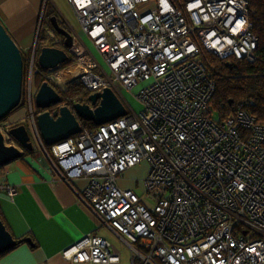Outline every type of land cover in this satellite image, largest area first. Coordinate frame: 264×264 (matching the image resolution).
<instances>
[{"label":"built area","instance_id":"obj_1","mask_svg":"<svg viewBox=\"0 0 264 264\" xmlns=\"http://www.w3.org/2000/svg\"><path fill=\"white\" fill-rule=\"evenodd\" d=\"M151 1L69 0L84 33L72 48L83 83L101 85L97 51L112 84L141 86L143 111L56 144V168L66 180L89 179L82 200L128 239L132 264H264V126L244 111L223 123L209 115L216 82L201 62L204 50L256 60L248 0H155L154 11L140 14ZM144 160L151 208L118 186ZM63 255L122 264L118 247L97 235Z\"/></svg>","mask_w":264,"mask_h":264},{"label":"crops","instance_id":"obj_2","mask_svg":"<svg viewBox=\"0 0 264 264\" xmlns=\"http://www.w3.org/2000/svg\"><path fill=\"white\" fill-rule=\"evenodd\" d=\"M44 1L0 0V20L21 52L37 41ZM27 112L26 107L15 111L0 129L24 121ZM0 179L17 190L14 197L0 191L1 218L18 244L23 242L0 256V264H76L63 253L89 235L107 238L99 235L106 226L82 200L89 179L64 180L39 143L33 153L0 166Z\"/></svg>","mask_w":264,"mask_h":264},{"label":"water","instance_id":"obj_3","mask_svg":"<svg viewBox=\"0 0 264 264\" xmlns=\"http://www.w3.org/2000/svg\"><path fill=\"white\" fill-rule=\"evenodd\" d=\"M51 22L54 30L65 37L64 46L70 49L74 34L62 28L57 17H52ZM38 61L42 69L54 70L69 61V54L65 49L44 47ZM23 86L24 59L21 49L0 20V121L21 105ZM89 101L95 106L94 109L90 105L77 104L73 109L63 106L53 113L46 111L37 116V125L47 146L78 135L83 130L80 119L101 126L129 113L127 105L113 88L91 95ZM62 102V96L48 82L42 84L36 95V106L41 110H48ZM8 133L22 149H34L26 126L14 127L9 129ZM19 146L7 145L5 134L0 131V166L23 158L24 152ZM28 242L33 244L31 239H28ZM17 245L18 241L8 231L0 216V254L12 250Z\"/></svg>","mask_w":264,"mask_h":264},{"label":"trees","instance_id":"obj_4","mask_svg":"<svg viewBox=\"0 0 264 264\" xmlns=\"http://www.w3.org/2000/svg\"><path fill=\"white\" fill-rule=\"evenodd\" d=\"M180 1L182 0H175L176 3H179ZM248 12L249 21L253 25L254 33L259 37V44L256 50V60H237L235 58L223 60L218 55L211 53L208 50H204L201 56V62L205 65L209 77L216 82V92L209 105V115L214 117V113H218V119L215 120L223 123L230 118H236L240 111H244L256 119L257 125L264 126V0H248ZM47 16H49L48 29L53 30L50 22V19L53 16ZM46 22L44 16L42 26ZM42 30L43 28L41 29L38 39L37 57L39 56L42 47L55 46L42 43ZM41 45L44 46L41 47ZM72 62V59L69 60V62L61 65L55 71L68 67ZM41 71L47 74L46 70L41 69ZM25 76L26 71L24 60V77ZM35 81V85L38 88L44 82L48 81L50 85H52L63 96L64 100H80V98H86L89 95V92L79 79L74 80L64 87H59L54 81L48 78H41L39 75H35ZM24 105L25 103L22 99V103L17 110L23 108ZM84 125L89 130L96 128V125L92 122H84ZM240 131L246 136L251 132L245 128H241ZM22 243L23 242H19L18 245ZM3 255L4 254H0V256Z\"/></svg>","mask_w":264,"mask_h":264},{"label":"rangeland","instance_id":"obj_5","mask_svg":"<svg viewBox=\"0 0 264 264\" xmlns=\"http://www.w3.org/2000/svg\"><path fill=\"white\" fill-rule=\"evenodd\" d=\"M46 1H48L47 4L45 5V18L47 22L43 26H41V29L43 28L42 43H45L46 45H51V41L47 35V30L49 28V24H48L49 16L47 15H52L53 17H57L58 21H60L61 24L66 25L68 30L71 33H73L75 36H79L81 38L84 37V33L81 30L80 23L74 13V9L72 5L70 4L69 0H46ZM155 9H156L155 0L151 1L150 3L141 5L137 8L140 14L151 12V11H154ZM42 46L44 45H41V47ZM34 49H35V46L32 48L31 51L22 50V56L25 60V71H26V76L24 77L25 78L24 96H23L24 101H26V97H27L28 86L26 84V81H27V76L30 74V61L32 59ZM95 56L99 61L102 62V55L100 53H95ZM41 69L42 68L40 67L39 61L37 59V63L35 64V68L33 71L36 75H39L41 78L43 77L46 79L47 74L43 73ZM60 71L55 72L50 76L51 77L53 76L56 78V75ZM96 72L103 75L101 68L96 69ZM140 87L141 86L135 88L133 91H127V90H124L121 86H119L120 91L123 92L125 99L133 107V109L138 113L143 111V105L136 98V94L139 92ZM28 113L29 111L26 114L27 116H28ZM217 117H218V113L215 112L214 118L218 119ZM23 123L29 126L28 117L23 121ZM48 148L50 147L48 146ZM149 171H150V163L144 160L140 164H137L136 166L128 169L124 173V176H123L124 178L120 177L118 179V186L122 190L133 191L137 196L141 198V201L144 204H146L149 208H151L155 205V202L147 194L146 180L148 178ZM99 235L107 237L115 246L118 247V249L121 251V254H122V264H132L133 251L130 245L127 243L128 239L126 237H123L124 240L119 239L113 233V231L107 227H103V229L99 232Z\"/></svg>","mask_w":264,"mask_h":264},{"label":"flooded vegetation","instance_id":"obj_6","mask_svg":"<svg viewBox=\"0 0 264 264\" xmlns=\"http://www.w3.org/2000/svg\"><path fill=\"white\" fill-rule=\"evenodd\" d=\"M44 16H45V8H43V11H42V14H41V19H40V24H42L43 23V20H44ZM51 19H52V17H51ZM51 19H50V22H51ZM51 24H52V22H51ZM59 24H60V26L62 27V28H65V29H67L68 30V28L66 27V25H63V24H61L60 23V21H59ZM53 27V26H52ZM69 31V30H68ZM41 33V26L39 27V30H38V36H40V33ZM47 35H48V37H49V39H50V41H51V44L52 45H55V46H44V47H56V48H60V49H65L67 52H68V54H69V60H73V62H72V64L71 65H69L68 67H66V68H69V67H71V66H75L76 68H77V70H80L81 71V73L79 74V75H77V76H75L72 80H70V81H68V82H62L60 79H59V73L62 71V70H64V69H66V68H64V69H61V71L56 75V78L55 77H51L50 75H52L53 73H55V72H58V71H55L56 69H54V70H46L47 71V77L46 78H48V79H50V80H52V81H54L59 87H64V86H66L67 84H69V83H71V82H73L74 80H77V79H79L80 81H81V83L84 85V87L86 88V90L89 92L88 94V96L86 97V98H80V100H72V99H69V100H64V98H63V96H62V98H63V102L61 103V104H59V105H56V106H53L52 108H50V109H48V110H41V109H38L37 108V106H36V95H37V93H38V91H39V89H40V87L42 86H40L39 88L35 85L36 84V81H35V73H34V68H35V64L37 63V59L39 58V56H40V53H41V50H42V48H44V47H42L41 48V50H40V53H39V56L37 57L36 55H38V39H39V37L37 36V41H36V43H35V49H34V51H33V56H32V59H31V61H30V74L28 75V78H27V82H26V84H27V86H28V91H27V97H26V101H24V103H25V105H24V107H26L27 109H28V111H29V113H28V121H29V126H27V125H25L24 123H23V121H21L20 123H14V124H8V125H4L1 129H0V131H2L4 134H5V137H6V142H7V145H15V146H19L18 145V143L9 135V133H8V130L9 129H12V128H14V127H18V126H21V125H24V126H26L27 127V129L29 130V133H30V135H31V142L33 143V147H34V149L32 150V151H28V150H24V149H22L20 146V149L22 150V152H24V155L25 154H27V153H33L34 151H35V148L37 149V143H39L40 144V146H41V148H42V151H44V153L46 154V156L51 160V162H52V164H53V166L56 168V165H57V160H56V157H55V154H54V150H53V147L56 145H53V146H49L50 148H48V146L45 144V142H44V140H43V138H42V136H41V133H40V130H39V127H38V125H37V116L39 115V114H41V113H43V112H46V111H50V112H54V111H57V110H59L61 107H63V106H68L69 108H74V106L75 105H77V104H83V105H90L91 106V108H95V106H93L92 104H91V102L89 101V97L91 96V95H93V94H96V93H100V92H103L105 89H107V88H113V89H115L117 92H118V94L120 95V97L123 99V101L125 102V104L127 105V107H128V109H129V113L126 115V116H128L130 113H133V112H135V113H138V112H136L134 109H133V107L128 103V101L125 99V97H124V95H123V92H121L120 91V88H119V86H121L120 84H112L111 82H112V78H111V75H110V73H109V71H107V65H106V63H105V60L102 58V62L101 61H99L97 58H96V56H95V53H99V52H97V51H95V52H93V55H94V57H95V59H96V61L98 62V64H99V66L96 68V69H98V68H101V70H102V72H103V75L102 74H99V73H97L96 72V69L94 70V74L98 77L97 79H96V81H98V82H100L101 83V85L96 89V90H90L84 83H83V80H82V76H81V74H82V69H81V67L79 66V65H77V63H76V59H75V57L73 56V53H72V48H73V46H74V43H75V41L76 40H79V39H81V37H79V36H74V40H73V43H72V47L70 48V49H68V48H66L65 46H64V40H65V37H63V36H61V35H59L55 30H54V28H53V30H47ZM62 47V48H61ZM69 62V61H68ZM66 64V63H65ZM63 65V64H62ZM34 66V67H33ZM60 67V66H59ZM44 70V69H43ZM101 80H103V82H105V84L103 85L102 84V82H101ZM46 82H48V81H46ZM45 83V82H44ZM49 83V82H48ZM50 84V83H49ZM24 87V86H23ZM122 87V86H121ZM124 90H126L124 87H122ZM127 91H129V90H127ZM99 104V103H98ZM23 107V108H24ZM16 111H17V109H16ZM15 112V110L12 112V113H14ZM12 113L10 114V115H12ZM9 115V116H10ZM9 116L7 117V118H5L4 120H2V121H0V124H2V123H4L5 121H7V119L9 118ZM123 117H125V116H123ZM123 117H119V118H123ZM118 119V118H117ZM116 120V119H115ZM114 121V120H113ZM80 122H81V126L83 127V130L80 132V133H82V132H84V131H95L98 127H100V126H96V128L95 129H93V130H89V129H87L86 127H85V125H84V122H87V121H84V120H81L80 119ZM112 122V121H111ZM102 126V125H101ZM79 133V134H80ZM34 137H35V139H34ZM35 140H36V142H35ZM36 144V145H35ZM58 144V143H57ZM24 157V156H23ZM57 169V168H56ZM58 170V169H57ZM59 172V171H58ZM60 173V172H59ZM61 175V174H60ZM62 177V176H61ZM63 178V177H62ZM64 179V178H63ZM64 180H66V179H64ZM67 182H70L71 180H66ZM0 183L4 186V187H7V186H11V185H5V184H3V182L1 181V179H0ZM15 188V187H14Z\"/></svg>","mask_w":264,"mask_h":264},{"label":"bare ground","instance_id":"obj_7","mask_svg":"<svg viewBox=\"0 0 264 264\" xmlns=\"http://www.w3.org/2000/svg\"><path fill=\"white\" fill-rule=\"evenodd\" d=\"M81 73L80 70H77V68L74 66H71L69 68H66L64 70H62L59 73V79L62 82H68L70 80H72L75 76L79 75Z\"/></svg>","mask_w":264,"mask_h":264},{"label":"clouds","instance_id":"obj_8","mask_svg":"<svg viewBox=\"0 0 264 264\" xmlns=\"http://www.w3.org/2000/svg\"><path fill=\"white\" fill-rule=\"evenodd\" d=\"M45 5H46V3H45ZM44 8H45V6H44ZM78 19V18H77Z\"/></svg>","mask_w":264,"mask_h":264}]
</instances>
